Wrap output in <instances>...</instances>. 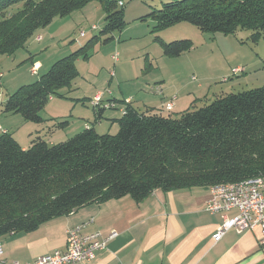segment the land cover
Masks as SVG:
<instances>
[{
  "label": "trees",
  "instance_id": "1",
  "mask_svg": "<svg viewBox=\"0 0 264 264\" xmlns=\"http://www.w3.org/2000/svg\"><path fill=\"white\" fill-rule=\"evenodd\" d=\"M94 1L105 12L99 36L55 61L33 83L7 95L2 113L41 123L46 103L77 77L76 60L87 59L101 37H106L103 43L111 42L109 35L121 32L125 21L120 1L0 0V55L14 54L55 18L67 17ZM145 18L155 23L154 32L188 23L201 32L249 31L255 40L264 35V0H171ZM156 41L169 58L192 47L190 40L163 43L156 37ZM97 116L101 118L102 110ZM258 176H264V86L217 96L178 117L127 108L115 135H100L88 127L57 144L34 137L23 149L4 131L0 134V238L31 232L92 203L126 196L139 202L156 189L209 188Z\"/></svg>",
  "mask_w": 264,
  "mask_h": 264
},
{
  "label": "rangeland",
  "instance_id": "2",
  "mask_svg": "<svg viewBox=\"0 0 264 264\" xmlns=\"http://www.w3.org/2000/svg\"><path fill=\"white\" fill-rule=\"evenodd\" d=\"M113 1L123 4V29L109 35L111 42L103 43L106 37H101L87 59L76 60L77 77L46 103L40 112L41 123L25 121L17 114L2 115V102L21 85L46 73L59 56L65 57L99 36L105 25L103 6L94 1L67 17L55 18L48 27L37 30L23 48L0 55V134L6 130L20 147L26 146L23 149L31 137L57 144L88 127L100 135H115L123 109L158 111L162 102L174 98L169 114L178 117L217 96L264 86V35L251 40L249 31L201 32L188 23L154 32L155 23L145 16L171 0ZM156 37L163 43L190 40L192 47L169 58L162 54ZM30 54L33 57L25 61ZM95 97L101 107H94ZM61 123L66 125L58 128Z\"/></svg>",
  "mask_w": 264,
  "mask_h": 264
},
{
  "label": "crops",
  "instance_id": "3",
  "mask_svg": "<svg viewBox=\"0 0 264 264\" xmlns=\"http://www.w3.org/2000/svg\"><path fill=\"white\" fill-rule=\"evenodd\" d=\"M208 197V188L203 187L156 189L139 202L126 196L88 204L31 232L0 238L3 259L7 263L32 264L43 255L62 252L66 231L92 221L87 232L98 230L107 235L115 230L118 237L93 261L78 264H264V247L257 243L258 230L241 234L230 230L214 243L212 234L221 225L223 214L206 211ZM235 215V209L225 213L228 218Z\"/></svg>",
  "mask_w": 264,
  "mask_h": 264
},
{
  "label": "built area",
  "instance_id": "4",
  "mask_svg": "<svg viewBox=\"0 0 264 264\" xmlns=\"http://www.w3.org/2000/svg\"><path fill=\"white\" fill-rule=\"evenodd\" d=\"M119 5L122 6V3L119 2ZM155 93L160 94L159 89H156ZM93 101L94 107L100 106L96 97ZM173 101L174 98L162 102L159 112H171L174 107ZM125 114L126 110H121V116ZM208 191L206 211L211 214H223L221 225L212 234L214 243L219 242L230 230L238 234L258 230V246L264 247V176L213 185L208 188ZM233 209L237 211V215L231 218L226 217L225 213ZM91 222L69 228L66 231L64 251H54L43 255L32 264H78L93 261L98 252L106 250L108 243L118 237V233L115 230H111L107 235H103L98 230L87 232V227ZM0 264H20L18 262L7 263L3 259L1 243Z\"/></svg>",
  "mask_w": 264,
  "mask_h": 264
},
{
  "label": "clouds",
  "instance_id": "5",
  "mask_svg": "<svg viewBox=\"0 0 264 264\" xmlns=\"http://www.w3.org/2000/svg\"><path fill=\"white\" fill-rule=\"evenodd\" d=\"M52 98H50V100H51ZM3 103V102H2ZM101 106V105H100ZM103 108H105L104 106H103ZM106 109V108H105ZM170 113V112H169Z\"/></svg>",
  "mask_w": 264,
  "mask_h": 264
}]
</instances>
